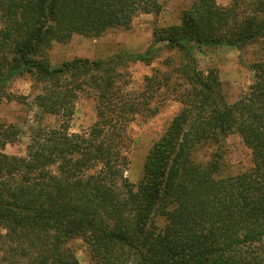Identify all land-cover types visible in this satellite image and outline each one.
<instances>
[{
  "label": "trees",
  "instance_id": "1",
  "mask_svg": "<svg viewBox=\"0 0 264 264\" xmlns=\"http://www.w3.org/2000/svg\"><path fill=\"white\" fill-rule=\"evenodd\" d=\"M159 10L157 0H0V97L6 82L27 76L30 97L18 101L29 98L39 113L24 155L3 152L19 126L0 127V264H79L74 239L92 264H264V62L250 67L253 82L228 103L217 69H199L195 55L264 44V0H194L178 25L153 32L149 55L56 67L47 60L54 42L128 29L137 15ZM162 50L171 53L165 70L145 77L142 92L124 91L117 67L150 64ZM157 93L180 109L134 185L124 176L126 128L157 113ZM81 94L95 100L96 120L71 134ZM45 116L56 125L42 127ZM231 134L250 156L243 172L218 176L216 160L193 159L197 146Z\"/></svg>",
  "mask_w": 264,
  "mask_h": 264
},
{
  "label": "rangeland",
  "instance_id": "2",
  "mask_svg": "<svg viewBox=\"0 0 264 264\" xmlns=\"http://www.w3.org/2000/svg\"><path fill=\"white\" fill-rule=\"evenodd\" d=\"M160 5L158 13L137 15L128 29H110L98 38H86L74 35L66 43H52L46 51V57L51 67L73 58L91 61H107L126 55H142L153 53V32L180 23L183 11L188 9L194 0H157ZM232 0H215L220 7H228ZM198 68L206 70L216 68L221 81L222 93L228 103L235 102L253 82L251 66L264 62V44L260 40L255 44L241 49L225 47H205L195 53ZM171 53L162 50L150 64L125 61L117 67L121 74L119 84L124 91L140 93L144 88V79L154 70H165L162 61ZM31 82L29 77H15L4 84L0 97V127L7 125L19 126V136L16 142L7 144L3 152L7 155H24L26 144L33 136V130L38 125L39 113L30 99L22 102L18 97H30ZM152 107L158 108L154 116H137L126 128V148L124 154L128 159L125 178L132 184H137L143 175V162L154 141L163 133L171 119L178 113L180 105L167 98L163 93H157ZM24 103V104H22ZM95 100L87 95L78 96L74 104L73 115L69 122V133L86 132L96 120ZM57 119L45 116L41 121L43 126H55ZM193 159L200 164L216 160L218 176H230L243 172L250 165V156L240 138L231 134L221 143H204L193 151ZM162 220H158L161 225ZM79 264H92L86 245L80 239L69 243Z\"/></svg>",
  "mask_w": 264,
  "mask_h": 264
}]
</instances>
